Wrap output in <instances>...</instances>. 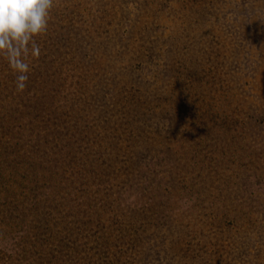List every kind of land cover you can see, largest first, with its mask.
Segmentation results:
<instances>
[{
    "label": "rangeland",
    "instance_id": "1",
    "mask_svg": "<svg viewBox=\"0 0 264 264\" xmlns=\"http://www.w3.org/2000/svg\"><path fill=\"white\" fill-rule=\"evenodd\" d=\"M63 37L91 110L73 123L104 160L83 165L136 208L118 246L79 264H264V0H55L20 57Z\"/></svg>",
    "mask_w": 264,
    "mask_h": 264
},
{
    "label": "trees",
    "instance_id": "2",
    "mask_svg": "<svg viewBox=\"0 0 264 264\" xmlns=\"http://www.w3.org/2000/svg\"><path fill=\"white\" fill-rule=\"evenodd\" d=\"M66 40L46 44L30 60L20 57L23 64L0 54V252L5 253L0 264H79L91 248L99 254L110 245L118 246L124 240L118 232L132 226L136 208L125 206L129 200L115 202L112 190L98 192L99 174L83 165L86 159L104 160L75 125L82 123L81 112L91 110H86L88 97L77 92L81 80L76 71L70 73V67L62 71ZM154 45L141 43L132 57H141L143 49L152 56ZM84 58L73 62L87 68L90 62L83 63ZM24 64L27 80L19 91L20 73L15 68ZM125 76L141 93L138 78L127 71ZM136 87L132 96L138 94ZM119 90L127 92L124 87ZM91 96L94 104L96 96ZM141 148L137 162L151 149ZM124 206L121 219L105 224Z\"/></svg>",
    "mask_w": 264,
    "mask_h": 264
},
{
    "label": "clouds",
    "instance_id": "3",
    "mask_svg": "<svg viewBox=\"0 0 264 264\" xmlns=\"http://www.w3.org/2000/svg\"><path fill=\"white\" fill-rule=\"evenodd\" d=\"M54 3L55 0H0V54L23 64L20 54L46 32ZM15 70L20 73L17 89L23 91L28 67L24 64Z\"/></svg>",
    "mask_w": 264,
    "mask_h": 264
}]
</instances>
